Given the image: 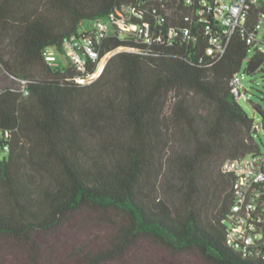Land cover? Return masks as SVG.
I'll use <instances>...</instances> for the list:
<instances>
[{"label": "trees", "instance_id": "1", "mask_svg": "<svg viewBox=\"0 0 264 264\" xmlns=\"http://www.w3.org/2000/svg\"><path fill=\"white\" fill-rule=\"evenodd\" d=\"M139 2L0 0V50L6 42L14 49L8 58L0 53V63L30 80L28 96L11 87L0 91V147L11 144L0 159V256L8 264H132L144 241L175 257L196 254L204 264H264L226 243L234 192L233 175L223 168L229 159L260 151L254 118L239 104L231 80L246 60L264 64V53L248 59L250 47L238 34L219 60L204 52L200 39H175L150 54L115 53L87 84L74 77L94 73L97 63L82 74L69 62L45 59L49 49L63 54L65 38L79 36L85 21ZM149 3L140 8L148 10ZM146 18L160 27L158 14ZM121 45L141 46L112 34L101 57ZM119 120L122 127L109 137L106 128ZM169 124L195 142L194 154L178 155L173 164L187 187L181 204L154 193ZM204 162L211 175L206 189L198 182ZM33 164L46 180L32 179ZM84 212L103 215L105 241L71 243Z\"/></svg>", "mask_w": 264, "mask_h": 264}, {"label": "built area", "instance_id": "2", "mask_svg": "<svg viewBox=\"0 0 264 264\" xmlns=\"http://www.w3.org/2000/svg\"><path fill=\"white\" fill-rule=\"evenodd\" d=\"M148 1L150 8L141 9ZM147 12L159 15L160 27L146 18ZM112 34L133 38L141 46L121 45L101 57L104 40ZM237 34L250 47L248 59L264 53V0H140L139 6L123 4L108 17L92 21L79 36L65 38L62 55L84 74L93 63H97V71L102 60L113 52L150 54L156 46L173 45L175 39L194 44L200 39L204 52L219 60ZM45 59L50 64L60 63L53 49L45 53ZM96 71L74 79L80 84L91 83ZM13 79L19 82L23 96H28L30 80L17 76ZM242 81L240 72L231 80L237 98L245 95L240 90ZM262 126L255 123L256 132ZM10 152L11 144L5 142L0 147V159ZM223 168L233 175L234 192L231 212L225 220L226 243L245 258H264V153L250 152L229 159Z\"/></svg>", "mask_w": 264, "mask_h": 264}, {"label": "rangeland", "instance_id": "3", "mask_svg": "<svg viewBox=\"0 0 264 264\" xmlns=\"http://www.w3.org/2000/svg\"><path fill=\"white\" fill-rule=\"evenodd\" d=\"M91 22L85 21L83 27H89ZM54 50V49H53ZM0 53L5 55V58L10 57V54H14V49L10 42H6ZM115 53H111L106 58V64L108 60ZM58 60L61 64H67L68 61L66 57L57 52ZM251 55V54H250ZM249 60L244 61L240 74L243 76V81L240 85V90L242 94H245L241 97H238L237 100L239 104L247 111L250 117L254 118L255 123L264 124V64L258 69L255 73L249 75L247 74ZM105 64V65H106ZM99 68V67H98ZM98 70V69H97ZM97 72V71H96ZM96 74V73H95ZM101 75V74H100ZM99 75V76H100ZM12 74L8 73L3 65L0 63V91L6 87H11L14 89H19L20 84L18 81L13 79ZM99 76H94L93 81ZM174 101V97L170 96L166 113L170 115L171 106ZM197 103L205 105L199 98L196 99ZM121 121H118V124L115 125L114 129L109 127L106 128V133L109 137H114L120 129ZM171 126V131L166 137V143L162 145L160 150V155L158 158V174L156 177H153L156 184L155 195L159 199L167 200L171 203L181 204L183 197L182 191L186 190V185L180 179V176L174 170V161L178 155L186 154L188 156L194 154L195 151V142L191 137L183 136L179 134L175 128ZM254 139L260 147V151L264 153V127L262 126L259 132L254 133ZM114 140V138L112 139ZM110 139V141L112 142ZM38 159V157H36ZM48 167L51 168V162L48 160ZM36 168L41 169L42 167L37 164L31 165L30 172H32L34 181H44L48 178V174L40 172ZM210 172L209 167L206 162L203 165L198 166V182L199 185L206 189L210 183ZM1 185V183H0ZM1 188V187H0ZM3 195L0 194V199H3ZM184 201L182 200V203ZM103 215L84 212L78 214L76 217V225L73 226V233L70 234V241L74 246L78 244L85 245L91 244L92 240L98 239L100 241H105V232L107 230V224L103 219ZM229 224V223H228ZM142 248L133 254L132 264H204L202 259L196 254H182L177 257L172 255L169 251L165 250L158 244L152 241H144ZM0 264H8L7 257L0 256ZM116 264V263H109Z\"/></svg>", "mask_w": 264, "mask_h": 264}, {"label": "water", "instance_id": "4", "mask_svg": "<svg viewBox=\"0 0 264 264\" xmlns=\"http://www.w3.org/2000/svg\"><path fill=\"white\" fill-rule=\"evenodd\" d=\"M263 65L262 60H251L248 63L247 74L255 73Z\"/></svg>", "mask_w": 264, "mask_h": 264}, {"label": "bare ground", "instance_id": "5", "mask_svg": "<svg viewBox=\"0 0 264 264\" xmlns=\"http://www.w3.org/2000/svg\"><path fill=\"white\" fill-rule=\"evenodd\" d=\"M107 57V56H106ZM104 58L103 60H102V62L100 63V66H99V68H98V70H97V72H96V74H94V76H99V74H101V72H102V70H103V68H104V66H105V63H106V61H107V59L108 58ZM93 76V77H94Z\"/></svg>", "mask_w": 264, "mask_h": 264}]
</instances>
